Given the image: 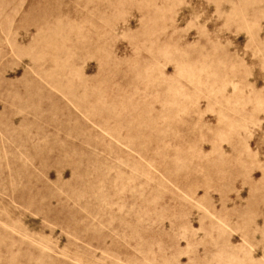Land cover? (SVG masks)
Instances as JSON below:
<instances>
[{"label": "rangeland", "instance_id": "obj_1", "mask_svg": "<svg viewBox=\"0 0 264 264\" xmlns=\"http://www.w3.org/2000/svg\"><path fill=\"white\" fill-rule=\"evenodd\" d=\"M0 264H264V0H0Z\"/></svg>", "mask_w": 264, "mask_h": 264}]
</instances>
